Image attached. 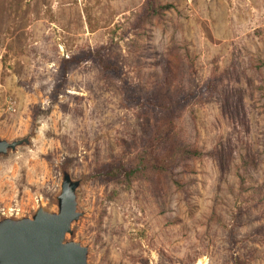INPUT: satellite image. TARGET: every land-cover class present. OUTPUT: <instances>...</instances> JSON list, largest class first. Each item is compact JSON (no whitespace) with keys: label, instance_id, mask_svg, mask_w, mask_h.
<instances>
[{"label":"rangeland","instance_id":"1","mask_svg":"<svg viewBox=\"0 0 264 264\" xmlns=\"http://www.w3.org/2000/svg\"><path fill=\"white\" fill-rule=\"evenodd\" d=\"M158 1L174 8L145 24L147 0H0V139L35 133L0 156V222L57 214L69 176L65 241L88 264H264V0ZM167 77L174 100L197 96L176 133L204 155L128 184L162 111L126 87Z\"/></svg>","mask_w":264,"mask_h":264},{"label":"water","instance_id":"2","mask_svg":"<svg viewBox=\"0 0 264 264\" xmlns=\"http://www.w3.org/2000/svg\"><path fill=\"white\" fill-rule=\"evenodd\" d=\"M34 136L32 133L15 142L0 139V156L30 145ZM80 184L81 181L65 177L57 214L40 207L32 219L8 217L0 222V264H88V250L65 241L72 224L80 217Z\"/></svg>","mask_w":264,"mask_h":264},{"label":"trees","instance_id":"3","mask_svg":"<svg viewBox=\"0 0 264 264\" xmlns=\"http://www.w3.org/2000/svg\"><path fill=\"white\" fill-rule=\"evenodd\" d=\"M173 8V5L162 4L158 0H147L142 11L141 21L146 24L153 19L161 18ZM111 70L117 71L114 67ZM170 82L171 80L167 77L166 82L157 94L145 98L139 96L129 86L126 87L125 100L127 103L137 105L143 109L151 108L162 111L160 128L144 142L134 164L123 165L128 184L146 179L150 175H166L173 172L180 161L198 159L204 155L200 150L181 146L176 133L175 118L177 109L191 103L197 96L196 94H190L182 99L174 100L170 96ZM207 89L212 92L214 85L210 84Z\"/></svg>","mask_w":264,"mask_h":264},{"label":"built area","instance_id":"4","mask_svg":"<svg viewBox=\"0 0 264 264\" xmlns=\"http://www.w3.org/2000/svg\"><path fill=\"white\" fill-rule=\"evenodd\" d=\"M8 110L9 111L14 110V104L12 102L8 104Z\"/></svg>","mask_w":264,"mask_h":264}]
</instances>
